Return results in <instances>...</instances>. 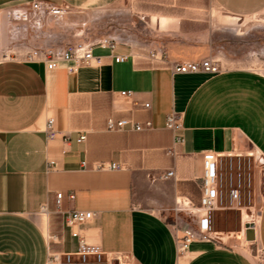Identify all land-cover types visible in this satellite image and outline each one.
Listing matches in <instances>:
<instances>
[{
	"label": "crops",
	"instance_id": "1",
	"mask_svg": "<svg viewBox=\"0 0 264 264\" xmlns=\"http://www.w3.org/2000/svg\"><path fill=\"white\" fill-rule=\"evenodd\" d=\"M41 1L63 13L41 14L37 28L40 15L28 20L8 15L27 11L28 0H0V264H49L50 251L76 250L78 240L63 213L73 209L95 212L94 220L80 227L82 235L108 253L126 255L131 264H264V169L256 252L242 242L240 230L225 237L212 226L210 239H196L181 253L183 230L176 226L187 222L188 212L197 223L209 152L217 155L220 193L212 225L216 216L235 209H243L247 224L249 206L243 200L249 189H242L243 172L241 187H235L229 164L249 162L253 152L264 162V74L236 68L177 73L172 64L144 58L116 61L115 54H127L130 47L157 48L136 33L143 15L150 32L163 37L158 49L172 63L212 58V29L181 18L205 15V6L176 5L177 0ZM211 2L225 26L264 12V0ZM91 35L123 44L115 53L95 45L101 63L74 70L70 61L47 69L28 59L37 48L96 44ZM123 91H132V98ZM172 111L181 113L186 139L175 156L167 153L173 135L166 119ZM111 116L150 119L153 129L108 131ZM51 117L59 134L48 139ZM81 136L86 138L78 142ZM111 163L120 169L106 168ZM169 170L175 176L166 178ZM244 174L249 183V167ZM232 189L239 190L238 201Z\"/></svg>",
	"mask_w": 264,
	"mask_h": 264
},
{
	"label": "built area",
	"instance_id": "2",
	"mask_svg": "<svg viewBox=\"0 0 264 264\" xmlns=\"http://www.w3.org/2000/svg\"><path fill=\"white\" fill-rule=\"evenodd\" d=\"M28 10L20 12V9H13L8 12V15L14 19L28 20L30 15L38 16L35 20L37 28H41L44 13H52L54 15H60L63 13V9L53 7L52 5L41 0H28ZM123 44L114 38H103L96 44H88L83 42L69 43L60 47H45L37 48L28 55V59L31 61L43 62L47 69H56L61 62H73L70 66V70H74L80 65H90L92 63H101V57L95 56L93 53V47L99 45L104 49H110L113 53L116 52L117 47ZM130 47L127 54H115L117 62H124L129 58H144L150 61V63H162L172 64V68L177 73H195V72H207L211 74L220 73L223 68L219 62L213 58H204L199 61H189L172 63L166 53L162 49L146 50L145 48ZM121 95L125 98L131 99L133 96L132 91H123ZM145 110L151 109V103H143ZM54 118L51 117L47 121V138H56L59 132L54 127ZM166 128L172 132L173 143L171 148L168 149L169 155L175 156L179 153L180 146L186 141L183 135V124L181 113L172 111L166 119ZM153 129V123L150 119L145 122H140L133 117L115 118L111 116L107 120L108 131H144ZM86 136H81L77 141L81 142L85 140ZM63 139L68 142L70 137L63 135ZM86 165V162H83ZM121 165L118 163H111L106 168L120 169ZM175 176L174 170H169L165 177ZM218 159L215 153L209 152L204 155V181L202 185V194L200 198V207L197 209L198 229L194 227L183 230V236L178 239V250L184 253L188 250L191 242L196 239L208 240L210 239V233L212 231L211 214L217 208L220 193L218 191ZM63 193H57V205L60 209L61 199ZM231 196L233 200H239V190L232 189ZM74 198V195L70 196ZM43 211H48V205L42 206ZM64 224L70 229L71 235L78 240V247L74 251H50L49 264H114L115 260L118 264L125 261L127 264H131L128 257L122 254H112L103 250V248L97 244L87 240L82 235L80 227L84 224L90 223L95 218V212L91 210H67L64 211Z\"/></svg>",
	"mask_w": 264,
	"mask_h": 264
},
{
	"label": "rangeland",
	"instance_id": "3",
	"mask_svg": "<svg viewBox=\"0 0 264 264\" xmlns=\"http://www.w3.org/2000/svg\"><path fill=\"white\" fill-rule=\"evenodd\" d=\"M170 2V0H165ZM174 3V0L171 2ZM144 5H148V2H144ZM176 5H184L189 7L205 6V15H183L181 18L186 21V23H203L210 27L211 30V45L213 46L212 58L219 62L223 69L236 68L245 69L256 73L264 74V12L258 15H253L249 17H244L243 20H235L232 26H225L224 23L219 22L220 10H218L214 5H212L211 0H177ZM166 7V6H159ZM177 9L188 11L186 8ZM192 11V10H191ZM216 14V15H215ZM219 14V15H217ZM143 28L139 34L143 39L148 42H152L155 49H158L159 44L163 41L160 34L157 36L154 32H150V27L147 26L149 17L145 15L142 16ZM196 24V25H197ZM147 27H145V26ZM191 25L190 27H196ZM87 26V25H86ZM84 27L81 25V28ZM232 27L234 29H232ZM80 28V27H79ZM231 28V29H230ZM64 31V30H63ZM75 32V31H74ZM93 35V34H92ZM90 37V42H98V40L92 36ZM144 48L141 49V51ZM146 50H154V48H145ZM252 159V160H251ZM249 167V183L246 181L245 171ZM231 172H234L237 181L235 182V187H241L239 184V179L241 177L240 173L243 172L242 189H249L244 193L243 205H248L246 208L247 214V226L254 227L259 221L260 207L262 202V170L264 169V162L259 159L258 154H254L249 157V162L235 161L233 166L229 164ZM239 185V186H238ZM243 209L232 210L231 214H224L222 216L218 215L214 219L213 228L223 233L225 237L229 232L243 229ZM245 216V215H244ZM188 220L186 223L176 224L177 228L185 230L190 227L198 229L197 223L193 220L194 214L192 212L187 213ZM238 239V238H237ZM242 242L244 244H249L253 251L256 252L255 246H253V241L248 240L246 236L242 237Z\"/></svg>",
	"mask_w": 264,
	"mask_h": 264
},
{
	"label": "water",
	"instance_id": "4",
	"mask_svg": "<svg viewBox=\"0 0 264 264\" xmlns=\"http://www.w3.org/2000/svg\"><path fill=\"white\" fill-rule=\"evenodd\" d=\"M246 238L250 241H254L255 240V229L254 227L251 226H247L246 229ZM114 264H118V261L115 260Z\"/></svg>",
	"mask_w": 264,
	"mask_h": 264
},
{
	"label": "bare ground",
	"instance_id": "5",
	"mask_svg": "<svg viewBox=\"0 0 264 264\" xmlns=\"http://www.w3.org/2000/svg\"><path fill=\"white\" fill-rule=\"evenodd\" d=\"M244 215H245V214H244ZM245 217H246V215H245ZM247 224H248V222H247ZM241 232H242V233H241L242 237H245V236H246V224L243 225V229H242ZM121 264H122V263H121Z\"/></svg>",
	"mask_w": 264,
	"mask_h": 264
}]
</instances>
